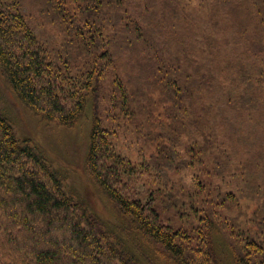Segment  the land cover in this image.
Segmentation results:
<instances>
[{
	"label": "trees",
	"instance_id": "16d2710c",
	"mask_svg": "<svg viewBox=\"0 0 264 264\" xmlns=\"http://www.w3.org/2000/svg\"><path fill=\"white\" fill-rule=\"evenodd\" d=\"M28 1L0 0V76L21 102L60 124H73L89 105L93 117L87 168L113 204L117 223L111 225L77 201L63 169L54 167L33 139L17 136L0 110V264H217L212 235L217 225L207 220L202 235L206 247L193 250L180 231L161 220L154 193L146 200L135 196L128 181L133 168L101 125L99 94L102 79L112 70L120 100L116 104L122 108L148 112L152 87L158 89L159 101L174 105L189 94L182 76L190 73L183 75L147 49L156 33L149 25L157 26V4L30 0L37 2L32 9L23 7ZM31 12L38 13L33 24ZM245 17L253 29L245 59L251 60L247 67L255 76L247 73L244 81L249 94L264 103V0H250ZM47 25L53 30L47 32ZM127 64L130 69L122 74L118 65ZM166 131L159 133L166 136ZM258 191L260 185L248 196L258 197ZM252 231L239 233L244 243L237 252L229 242L221 243L223 248L230 245L232 264H264V258L255 256L261 248Z\"/></svg>",
	"mask_w": 264,
	"mask_h": 264
},
{
	"label": "rangeland",
	"instance_id": "374dc122",
	"mask_svg": "<svg viewBox=\"0 0 264 264\" xmlns=\"http://www.w3.org/2000/svg\"><path fill=\"white\" fill-rule=\"evenodd\" d=\"M133 2L142 7L157 4V26L149 25L156 33L147 49L190 76H182L189 94L181 104L159 101L158 89L152 87L149 96L154 100L147 108L151 114L116 104L120 100L111 83L114 70L102 79L101 125L113 148L133 168L131 190L142 200L154 193L161 220L180 231L196 252L205 249L202 235L207 220L213 221L218 227L212 232L217 264H232L230 245L223 248L221 243L229 242L237 252L244 243L239 233L245 230H253L249 234L261 248L255 256L264 258V103L249 94L244 81L247 73L255 76L247 67L251 60L245 59L253 33L245 17L250 0ZM36 3L29 0L23 7L35 9ZM31 17L33 24L38 13L31 12ZM42 29L37 26L39 33ZM46 29L53 30L48 25ZM119 66L122 74L130 69V64ZM135 81L131 79L137 85ZM0 110L11 119L17 136L33 139L52 165L63 169L75 199L115 226V208L87 168L93 117L89 105L73 124H60L21 102L0 76ZM163 128L166 136L159 133ZM258 185L259 196H248Z\"/></svg>",
	"mask_w": 264,
	"mask_h": 264
}]
</instances>
